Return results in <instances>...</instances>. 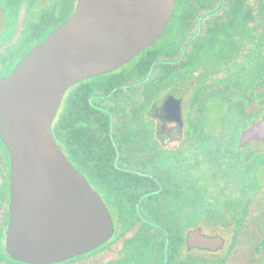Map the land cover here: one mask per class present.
Segmentation results:
<instances>
[{
	"label": "flooded vegetation",
	"instance_id": "flooded-vegetation-1",
	"mask_svg": "<svg viewBox=\"0 0 264 264\" xmlns=\"http://www.w3.org/2000/svg\"><path fill=\"white\" fill-rule=\"evenodd\" d=\"M77 2L0 0V80L71 16ZM180 2L175 0L174 10ZM191 2L198 7L204 3L184 4L190 8ZM193 26L181 27L171 17L148 47L117 68L77 81L63 94L51 134L101 196L113 230L96 248L51 264H189L190 258L192 264H204L203 255L191 253L218 252L188 247L189 230L204 233L199 226L204 217L201 212L198 224L188 227V201L182 198L187 195L188 173L193 178L197 171V187L204 191L199 170L206 169L205 157L217 145L234 151L245 150L252 142L250 150L264 157V139L238 144L240 132L264 114V44L258 45L257 27H249L254 40L243 34L237 46L233 41L237 27ZM245 63L249 75L238 80L234 74ZM211 110L219 113L211 118ZM210 126L219 130L238 126L236 143L228 138L208 141L205 128ZM250 150L241 155L248 156ZM262 166L264 162L244 169L239 181L237 173L231 174L232 192L257 186L248 181ZM11 172V154L0 136V264H33L15 259L7 250ZM253 180L263 182L257 186L261 190L255 200L243 198L254 190L239 195L241 209L237 208L248 214L225 220L230 222L228 245L229 252L238 250L246 256L244 264H264V180L258 174ZM214 235L220 234L210 236Z\"/></svg>",
	"mask_w": 264,
	"mask_h": 264
},
{
	"label": "water",
	"instance_id": "water-1",
	"mask_svg": "<svg viewBox=\"0 0 264 264\" xmlns=\"http://www.w3.org/2000/svg\"><path fill=\"white\" fill-rule=\"evenodd\" d=\"M175 0H78L75 11L0 80V136L11 154L7 250L26 263L51 264L106 241L113 225L101 196L51 134L65 91L128 61L164 31ZM264 139V114L238 144ZM189 248L215 252L221 235L187 234Z\"/></svg>",
	"mask_w": 264,
	"mask_h": 264
},
{
	"label": "trees",
	"instance_id": "trees-1",
	"mask_svg": "<svg viewBox=\"0 0 264 264\" xmlns=\"http://www.w3.org/2000/svg\"><path fill=\"white\" fill-rule=\"evenodd\" d=\"M181 1L178 3L177 8L173 12V18L176 19V24L180 25L181 27H192L195 23L200 27L201 19L207 22L209 24L208 27H240L241 30H239V33L235 31L236 34V41L239 40V37L243 34H246L247 40H254L255 36H253V29H250L249 27H257L258 28V45L264 44V38L262 31V28H264V0H237V2H233V0H218L219 6L217 9L206 12L207 8L211 7L213 5V2L216 0H208V2H205L203 0V6L198 7L195 3H192L189 7H187L184 2L187 0H179ZM196 1V0H194ZM224 4H227L226 10L223 11ZM202 8L205 10L202 15L198 14L199 9ZM219 12H222L218 16ZM212 20L210 21L209 19ZM238 31V30H237ZM264 32V31H263ZM241 112H238V115H240ZM239 127L238 126H231V127H222L220 130L218 129L215 134L208 135V141L213 140V138H219V140L222 142V139L228 138L229 142L236 143ZM234 143V144H235ZM236 145V144H235ZM217 150L212 151L211 154H207L205 157V167L208 171V176L212 177L214 182L217 184L219 189H223L222 192H220L221 195H225L229 193V196L231 195L232 188H231V178L234 176V173H237V181H239L240 177L243 173V170L246 168H256L259 164L264 162V157L262 155H258L256 150L251 149L249 152V155H240L243 150H241L239 147L235 148L234 150H237L240 154H235V162L236 166L233 165V157H231L230 153L233 151V147L226 148L225 150H221L219 148V145H217ZM236 147V146H235ZM234 152V151H233ZM221 153V154H220ZM222 154L226 155L225 158H223ZM260 160V161H258ZM236 170V171H234ZM233 174V176H231ZM213 184L216 186V184ZM188 188H187V195L186 197H180L182 199L186 198L188 201V207H189V223L188 227H194L198 224V221L196 218L198 215H200L201 212H203L204 221L203 223H206L207 225H230V222L225 220V217L221 215L224 214V212H229L233 215L235 206L231 202V200H225L217 201V197L213 196L210 197V189L208 188L209 184L205 183V189L204 191H201L196 184V176L193 178L191 177V174L188 173ZM253 184H257L253 183ZM258 190H261L259 188L254 189L253 194L251 193L249 196L243 197L244 199L255 200L254 195ZM242 193V194H241ZM239 194L240 196H243L245 194L244 191H241ZM216 197V199H215ZM216 200V201H215ZM240 197L238 198V201L235 203L236 207L239 209L241 207L240 203ZM246 206L244 205L242 209H244ZM236 208V209H237ZM241 209V208H240ZM260 212H262V208H258ZM264 211V210H263ZM228 213V214H229ZM239 214V213H238ZM237 214V215H238ZM241 215H247L248 210H245V213H240ZM219 215L221 220L216 221L214 220V217ZM261 215V213L259 214ZM224 217V218H223ZM239 224V223H238ZM230 250V245L227 247V252ZM194 262L191 258L189 259V264H192ZM204 264H223V261H211L204 259Z\"/></svg>",
	"mask_w": 264,
	"mask_h": 264
},
{
	"label": "rangeland",
	"instance_id": "rangeland-1",
	"mask_svg": "<svg viewBox=\"0 0 264 264\" xmlns=\"http://www.w3.org/2000/svg\"><path fill=\"white\" fill-rule=\"evenodd\" d=\"M205 2H208V0H205ZM233 2L235 3V2H237V0H233L232 3ZM218 6H219V1L216 0L215 2H213V5L211 7L207 8L206 12H211V11L217 9ZM226 8H227V4H224L223 11L226 10ZM203 12H205V10L199 11L198 14L202 15ZM221 13L222 12H219L218 14H216V16H218ZM209 20L211 21L212 17ZM201 24L202 25L200 27H208L209 26V24L207 22L205 23V21L203 19H201ZM193 27H196V26H193ZM239 30H241V29H239V27H238V29L237 28L235 29L236 34H237V32L239 33ZM232 32L234 33V29H233ZM233 41L236 42L235 45H237V46L240 43V40H237V41L233 40ZM249 72H250L249 64L245 63L243 67H239L238 68V70L236 71V74H234V77H236L238 80L240 79V80L244 81L246 79V77H247V74L249 75ZM212 105H215V104L211 103L210 106H212ZM208 107H209V105H208ZM214 113L217 115L219 112H215V111L213 112V110H211V112L209 113L211 118L214 116ZM217 130H218L217 126H210V127L205 128L206 134H209V135L215 134V132ZM251 145H252V142L249 143L247 148H245V150H243V151H249L250 150L249 147ZM234 151H237V150H234ZM237 154H240V153L237 151ZM258 161H260V160H258ZM199 172L201 174H203L205 183L209 184V186H208V188L210 189L209 196L210 197L216 196L217 197V201H220L221 203H222V201H225V200H228V201L231 200V202L235 206L234 214L237 216L238 209H236L237 207H236L235 203L238 201L239 191L237 189H235V190H233V192H231L233 198H232L231 195L229 196V193H227L225 195H221L220 192H222L223 189H219V187L214 182L212 177L208 176V171L207 170H204V171L199 170ZM257 174L262 178V180H264V167L263 166L257 168L256 175ZM194 175L197 177V171L194 172ZM255 176H251L252 178H250V180L248 181L249 182L248 185L256 183V181L253 180ZM249 177H247V178L249 179ZM214 183L216 184V186L213 185ZM261 183H263V182H258L257 186L261 185ZM257 186H252L250 188L248 186L247 189L244 190V192H246L245 194H249L254 189H257L258 188ZM262 193L264 194V190H263ZM216 197H215V199H216ZM228 213L224 212V214H222L221 217L224 216L225 220H227V218H230V217L233 216V214H231V213L228 214ZM240 213L241 212H239V214ZM225 220H224V222H226ZM222 224L221 225H212L211 226V225H207L206 223H202V222L199 223V226L203 229L204 233L210 234V235L220 234V235H222L224 237V246L221 249L217 250L218 252L215 251L216 253L212 254V253H208V252H204V251L203 252H195L194 251L191 254H193V255H203L204 259L211 260V261H220L221 260V261H223V264H244L247 259H246V256H244L243 253H241V252L239 253L238 250H234V251H230V252L226 251L227 247L229 246L228 244L230 242V239H229L230 226L226 225V224H224V225H222Z\"/></svg>",
	"mask_w": 264,
	"mask_h": 264
}]
</instances>
